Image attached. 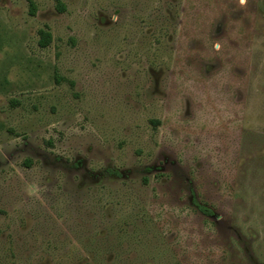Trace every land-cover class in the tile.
Segmentation results:
<instances>
[{
    "label": "rangeland",
    "instance_id": "374dc122",
    "mask_svg": "<svg viewBox=\"0 0 264 264\" xmlns=\"http://www.w3.org/2000/svg\"><path fill=\"white\" fill-rule=\"evenodd\" d=\"M0 264H264V0H0Z\"/></svg>",
    "mask_w": 264,
    "mask_h": 264
},
{
    "label": "trees",
    "instance_id": "16d2710c",
    "mask_svg": "<svg viewBox=\"0 0 264 264\" xmlns=\"http://www.w3.org/2000/svg\"><path fill=\"white\" fill-rule=\"evenodd\" d=\"M39 32H40V36H39L38 42H39L40 45H45L48 42V40H49V35H50L49 31L40 29ZM195 204L198 205L197 208L200 211H202L203 214H205V215L212 214V211L209 208H207L204 205L200 204L196 200H195Z\"/></svg>",
    "mask_w": 264,
    "mask_h": 264
},
{
    "label": "clouds",
    "instance_id": "9594fccd",
    "mask_svg": "<svg viewBox=\"0 0 264 264\" xmlns=\"http://www.w3.org/2000/svg\"><path fill=\"white\" fill-rule=\"evenodd\" d=\"M241 2H243V0H241Z\"/></svg>",
    "mask_w": 264,
    "mask_h": 264
}]
</instances>
